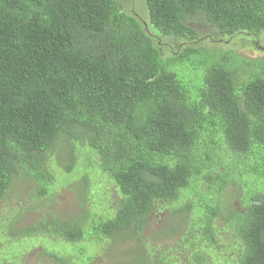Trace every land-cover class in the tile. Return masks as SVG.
<instances>
[{
	"label": "trees",
	"instance_id": "16d2710c",
	"mask_svg": "<svg viewBox=\"0 0 264 264\" xmlns=\"http://www.w3.org/2000/svg\"><path fill=\"white\" fill-rule=\"evenodd\" d=\"M145 2L162 37L195 40L189 19L199 13L225 37L264 33V0ZM154 40L120 0H0V228L6 221L11 240L51 232L100 243L128 231L136 240L161 205L195 251L188 264H264V60L195 45L165 55ZM199 56L216 61L192 59ZM178 61L204 68L202 82L186 81ZM60 139L95 154L87 159L119 198L114 214L86 232L81 221L46 218L16 227L29 208L12 198L31 197L20 174L49 196L53 174L42 155ZM231 179L250 196L241 212L204 202L205 185ZM182 240L166 249L146 243L137 261L180 260L173 250Z\"/></svg>",
	"mask_w": 264,
	"mask_h": 264
},
{
	"label": "rangeland",
	"instance_id": "374dc122",
	"mask_svg": "<svg viewBox=\"0 0 264 264\" xmlns=\"http://www.w3.org/2000/svg\"><path fill=\"white\" fill-rule=\"evenodd\" d=\"M120 1L127 12H130L144 24L147 32L155 40L162 39L161 46H163L164 54H175L176 47L178 51H181L187 45H195L219 52L230 50L231 55H238L247 59L264 60V33L261 35L225 37L209 22L204 13H199L189 19V24L198 34L195 40L186 41L162 37V34L156 32L150 23L145 0ZM223 55L225 54L218 53L217 57L222 58ZM192 59L209 63L216 61L214 59L208 60L202 56ZM174 68H179L180 75L186 81H191V84L200 83L203 80L204 68L194 69L190 63L182 61H178ZM261 72L257 70L253 72V75ZM247 73L251 72L242 71L245 79L249 77ZM88 155L95 156L94 153L88 152L87 147H81L77 142L71 143L66 139L56 140L51 150L47 151L46 154L44 152L42 156L45 158V163L48 164L46 170L53 174L54 181V190L50 192L49 196L40 197L34 179L21 173V191L30 194L31 197L18 201L17 197L13 196L14 204L29 208L16 227L27 229L46 218L47 220L50 219V224L53 219L61 221V224H64L63 221L71 223L81 221L83 230L86 232L94 220L103 217V220L107 221L112 217L119 198L115 196L116 191L106 179L103 171L92 166L87 159ZM81 166L82 168L79 169ZM105 181L108 183L107 187ZM104 187L106 189L102 191ZM205 188L210 195L209 198L204 199V202L215 200L221 202L222 206L232 202L229 207L238 212L243 210L244 202L249 201L250 197H245L243 189L236 186L233 179L221 186L216 185L212 189H209L208 185H205ZM16 190L19 191V187ZM24 195L26 196V194ZM204 202L197 203L193 208L192 217L195 220L198 219L202 211L201 205ZM173 219L174 217L169 210L160 205L155 208L152 218H150L139 239H133L130 231H128V235L118 234V232L113 240L108 238L100 243L94 241L70 243L51 235V232L25 234L22 238H12L15 240L13 241L8 236V224L5 221L0 228V264H61L59 260L62 262L65 260L62 264H117L118 261H124V264H140L137 261L138 251L144 247V244L151 243L155 249H166L169 242L174 239L181 242L182 239L179 237L181 232L177 231L178 229L174 226H169ZM188 224L189 222L185 224L183 233L187 232L186 225L188 226ZM16 227L15 231L18 232ZM166 231L169 233L168 237L164 235ZM86 239L85 237L84 240ZM181 246L173 251L178 253L180 260H185L184 264H188V256H191L195 251L192 247H188L187 241L182 240ZM183 247L190 249L186 250ZM108 248H112L110 254H106ZM170 254L172 253H168L171 258L166 261V264H179L178 261L180 260L173 259Z\"/></svg>",
	"mask_w": 264,
	"mask_h": 264
},
{
	"label": "flooded vegetation",
	"instance_id": "af4514ba",
	"mask_svg": "<svg viewBox=\"0 0 264 264\" xmlns=\"http://www.w3.org/2000/svg\"><path fill=\"white\" fill-rule=\"evenodd\" d=\"M155 42H158L160 45L162 44V39L159 38L158 40H154Z\"/></svg>",
	"mask_w": 264,
	"mask_h": 264
}]
</instances>
